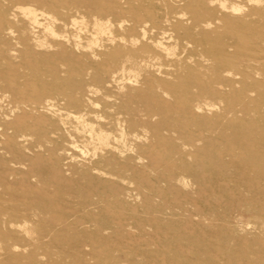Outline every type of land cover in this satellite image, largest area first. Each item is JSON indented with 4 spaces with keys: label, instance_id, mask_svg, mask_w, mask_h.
<instances>
[{
    "label": "rangeland",
    "instance_id": "rangeland-1",
    "mask_svg": "<svg viewBox=\"0 0 264 264\" xmlns=\"http://www.w3.org/2000/svg\"><path fill=\"white\" fill-rule=\"evenodd\" d=\"M97 21L111 36L95 42ZM249 56L264 59V0H0V264H264V73ZM83 109L126 121L124 147L86 146L65 117Z\"/></svg>",
    "mask_w": 264,
    "mask_h": 264
},
{
    "label": "bare ground",
    "instance_id": "bare-ground-1",
    "mask_svg": "<svg viewBox=\"0 0 264 264\" xmlns=\"http://www.w3.org/2000/svg\"><path fill=\"white\" fill-rule=\"evenodd\" d=\"M245 6L244 5H241V4H237V5H233L232 6V12L234 13V14H239V13H241V12H243L244 10H245ZM23 12V11H22ZM26 16H27V18L29 19V20H31V22H33V23H35V24H39L38 23V18H37V11H36V9H32V8H26V9H24V12H23ZM41 17V16H40ZM54 20H56L55 18H54ZM62 22V21H61ZM73 23H75L76 21L75 20H73L72 21ZM122 24H123V21H122ZM75 25V24H74ZM61 26V25H60ZM68 24L67 23H63L62 22V28L63 29H65V31H66V29H68ZM76 26V25H75ZM112 27H113V25H111ZM121 26L122 25H120L119 24V27L121 28ZM96 27H97V31L95 32V35H96V37H95V42H98L99 41V38H100V36L101 35H106V34H109V36H111V30H110V27L108 26V24H106L105 22H99V21H97L96 22ZM48 32H49V34H51V35H53L54 37H63L64 36V34L65 33H60V32H57L55 29H54V27L53 26H50L49 28H48V30H47ZM64 31V32H65ZM154 31V30H153ZM68 32V31H67ZM66 32V33H67ZM146 33V32H145ZM152 34V33H151ZM143 37H146V34L143 36ZM122 40V39H121ZM145 40V39H144ZM178 41V40H177ZM211 41V39H209V38H207V39H201V43H199V45L197 46V48L195 49L194 48V51L193 52H195L197 55H199L200 57H204V56H206L207 55V51H205L204 49H202V44H204V43H207V42H210ZM136 42V41H135ZM112 43H113V41H112ZM138 43V42H137ZM157 45H158V47H160V48H162V49H164L166 52H168V53H166L167 55L168 54H172V56L170 57L169 55V59L167 58V60H165L166 62H168L169 63V66H170V64L172 65L174 62H176L178 59L180 60V58H176V60L175 59H173V58H175L176 57V52H174L175 51V49H173L174 51H172V48H171V45H167V44H164V42L163 41H161V40H158L157 42ZM177 44V43H176ZM175 44V45H176ZM173 45V44H172ZM176 46H179V45H176ZM175 46V47H176ZM220 47H221V49L223 48V49H229V48H233L234 46L233 45H224V44H222V45H220ZM159 48V49H160ZM174 48V47H173ZM178 48V47H177ZM176 48V49H177ZM130 50V49H129ZM182 50H183V52H186L187 50H188V48H187V45H185V44H183L182 45ZM131 51L133 52L134 51V49H131ZM188 52V51H187ZM141 54H146L147 55V57L149 58V60H153V59H160L161 60V58L157 55V54H155V53H153L152 51H146V50H142L141 51ZM174 56V57H173ZM248 56V54H245L244 55V57H247ZM257 57H261V55H260V53H258L257 55H256ZM213 57V59H215V60H217V58H216V56H212ZM211 57V58H212ZM249 59H251L252 61H255L256 63H258L259 65V67L257 68H255V72H261V73H264V59H259V58H255V56H249L248 57ZM182 60V59H181ZM128 62H129V60L127 61V63L126 62H124L123 63V66H122V68H121V77H118L117 75H115L116 73H114V74H111L110 75V80L111 81H116V83H119V81L120 80H122L123 79V76H124V74L127 72V73H130V75H131V72H134L133 70H131L130 68H132L133 66H129V68H127L128 66ZM223 62V60L221 61V63ZM144 63H146V62H144ZM177 64H178V62H177ZM195 64H197V63H195ZM231 64H232V66L233 67H236V68H239V69H241L242 67V62H238V61H235V62H231ZM142 65H138V67L140 68ZM147 66V65H146ZM198 66V65H197ZM188 67V66H187ZM195 68H196V66H195ZM203 68V67H202ZM142 69H143V67H142ZM243 69V68H242ZM202 70V69H201ZM251 70V69H250ZM200 71V70H199ZM130 75L128 76V77H130ZM190 75V74H189ZM204 75V74H203ZM169 76V75H168ZM173 76V75H172ZM215 77V76H214ZM125 78V77H124ZM133 78V75L131 76V79ZM216 78V77H215ZM162 79H163V81L164 82H168L167 81V77H162ZM130 80V79H129ZM150 81V80H149ZM149 81H147V82H149ZM162 81V80H161ZM160 81V82H161ZM171 81V80H170ZM172 82V81H171ZM171 82H170V84H171ZM154 83V82H153ZM162 83V82H161ZM163 84V83H162ZM170 86V85H169ZM149 87V86H148ZM151 87V86H150ZM179 87V86H178ZM174 89H176V88H174L173 87V90ZM176 91V90H175ZM79 92V91H78ZM91 92H93V90H89L88 91V94H87V96H89V93H91ZM84 94V93H83ZM202 94V93H201ZM208 95V94H207ZM64 96H66V95H64ZM63 96V97H64ZM74 97V96H73ZM72 98V97H71ZM70 98V99H71ZM78 98V97H77ZM73 100V99H72ZM49 101V100H48ZM56 101V100H55ZM92 100H90V98L89 99H87L86 100V103H85V105L87 106V105H89V106H91L93 103L91 102ZM74 102H76V101H74ZM68 104V103H67ZM76 103H72V105H75ZM77 104L80 106L81 105V103L79 104V102H77ZM83 104V103H82ZM98 104V103H97ZM77 105V106H78ZM100 105V104H99ZM78 106V107H79ZM88 107V106H87ZM202 107H204V106H202ZM54 108V107H53ZM65 108V107H64ZM197 108L199 109V108H201V106H199V105H197ZM63 109V108H62ZM59 111V110H58ZM61 111V110H60ZM78 111V110H77ZM56 113V112H55ZM85 115H88V112L85 110V109H83L82 110V112L79 114V115H71L70 113H67L66 115H65V117L66 118H73L74 119V121H75V123H76V126H75V129H76V131H77V133L81 136V138L83 139V142H84V144L86 145V146H91L92 148H93V150H94V152H95V154H96V152H98V151H104V150H107V149H112V148H115V149H118L119 148V146H121V145H123V147H124V145H125V139H126V136H127V134H126V132H125V127H126V121H123L121 118H111V117H109V116H106V117H102V119H101V117H97V116H94V117H96V121L97 122H101V124L99 125V126H95L92 122H88L87 121V119H85ZM64 117V116H63ZM62 124H65V118H63L62 120ZM115 131H118L119 132V139L118 138H115V137H113V134H114V132ZM112 138H115V142H118V144H116L115 145V143L112 141ZM121 144V145H120Z\"/></svg>",
    "mask_w": 264,
    "mask_h": 264
}]
</instances>
